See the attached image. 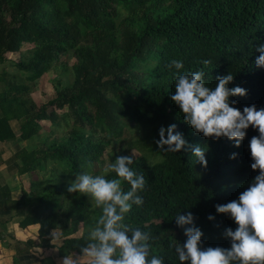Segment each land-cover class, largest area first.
<instances>
[{"label":"trees","instance_id":"16d2710c","mask_svg":"<svg viewBox=\"0 0 264 264\" xmlns=\"http://www.w3.org/2000/svg\"><path fill=\"white\" fill-rule=\"evenodd\" d=\"M259 45L264 0H0V141L16 138L9 123L16 119L19 138L32 142L11 157L18 173L29 176L14 204L20 228L37 226L39 242L28 246L44 247L56 236L60 244L47 246L58 257L81 254L101 210L91 197L67 188L76 174L103 164L128 128L140 125L148 132L127 146L148 149L130 165L146 186L138 193L143 204L132 206L125 223L151 232L152 253L164 264H181L174 245L187 237L177 214H193L202 247H230L224 231L237 225L215 206L238 199L258 174L250 167L248 144L259 133L250 126L239 147L226 137L206 138L184 121L171 95L178 72L202 70L209 87L231 73L228 86L247 90L244 97H230L238 102L233 106L264 108V67L255 63ZM172 60L182 61L183 69L169 67ZM56 69L71 71V83L36 104L29 96L35 83ZM173 123L188 142L176 153L155 143L159 128ZM197 145L205 149L207 167L191 152ZM127 146L118 156L132 155ZM232 153L236 158L230 159ZM50 163L58 168L46 174ZM122 189L130 185L122 181Z\"/></svg>","mask_w":264,"mask_h":264},{"label":"clouds","instance_id":"9594fccd","mask_svg":"<svg viewBox=\"0 0 264 264\" xmlns=\"http://www.w3.org/2000/svg\"><path fill=\"white\" fill-rule=\"evenodd\" d=\"M256 50L260 52L256 66L264 67V45H259ZM202 63L207 66L211 61L203 60ZM169 67L180 70L184 65L182 61L172 60ZM233 79L231 73L217 76L215 86L209 87L202 70L176 75L171 100L179 106L184 121L195 132L212 139L226 137L234 142L235 147L240 146L250 126L259 133L252 136L248 144L253 161L250 167L253 171L258 170V174L238 199L215 206L217 213L230 215L237 225L235 230L226 228L224 231L230 247H202L203 232L194 225L193 214H177L175 222L184 229L187 237L182 245H174L181 264H264V108L257 109L252 104L244 106L241 111L234 107L238 102L230 97H244L247 90L240 86L229 87ZM155 143L158 149L166 152L176 153L188 147L174 123L159 128V139ZM191 152L203 167H207L204 148L191 146ZM236 156L237 153H232L230 159ZM134 157V153L117 156L101 174L88 171L76 174L67 188L69 193L91 197L94 207L101 210L88 231L86 246L81 248L86 264H164L162 255L152 253L150 241L154 238L151 232L125 223L132 206L143 204L138 193L146 186L144 175L130 167ZM110 172L115 173L116 178H108ZM122 181L130 185L129 190L122 189ZM208 219L214 217L210 215ZM80 256L75 259L64 257L63 264H80Z\"/></svg>","mask_w":264,"mask_h":264},{"label":"crops","instance_id":"0c3cea01","mask_svg":"<svg viewBox=\"0 0 264 264\" xmlns=\"http://www.w3.org/2000/svg\"><path fill=\"white\" fill-rule=\"evenodd\" d=\"M9 123L16 138L0 141V264H48L46 258L58 264V260L50 255L39 257L35 252L40 247L29 246V249H24L28 241L38 242L37 226L25 229L19 227L21 217L14 204L20 199L22 189L28 188L29 182L24 180L27 174H20L13 167L11 157L20 148L32 142L19 138V122L16 119L10 120ZM53 249L58 257L57 249Z\"/></svg>","mask_w":264,"mask_h":264},{"label":"rangeland","instance_id":"374dc122","mask_svg":"<svg viewBox=\"0 0 264 264\" xmlns=\"http://www.w3.org/2000/svg\"><path fill=\"white\" fill-rule=\"evenodd\" d=\"M17 56L13 55L11 56V59H15ZM72 73L71 71H63L62 69H56V70H51L46 72V74H44L39 80H37V82L35 83V86L33 88V91L30 93V99H32L36 104H42L46 101H48V99L52 98L53 95H55L56 90H59L63 87L68 86L71 81H72ZM65 110L62 111H57V114H61L64 113ZM46 124V123H45ZM62 128L64 126V123H61ZM57 131L56 128L52 129V134H55ZM148 132V127H142L140 125H132V127L128 128L125 133L124 136L121 139L116 140L112 146L110 147V149L107 151V153L105 154V162L103 164L100 163V166H96L93 168V172L90 170L91 173L96 172L97 170H101L100 172L102 173L103 169L107 167V165L109 163H113L115 158L121 153L122 150L126 149V146L129 145V139H133L132 141H137V140H141L142 138H144L145 133L144 132ZM37 140L33 139V143H36ZM128 147V152L129 153H134L135 156H138L142 153H147L148 149L146 147V145L144 144H139V143H134V145H131L130 147ZM53 166V167H52ZM58 168L57 165L55 164H49L48 165V171L46 172L49 173L50 168ZM100 173V174H101ZM40 176L41 173H39ZM38 174V176H39ZM24 180L27 182H29V177L25 176ZM81 230H79L76 234H74L73 236H78L80 235ZM46 240V239H45ZM39 242V240H38ZM60 244V239L58 237H49L47 238L46 241L43 242V246L38 249L37 252H35L39 257L46 255H50L52 257H55V260H58V264H63V259L64 257L58 258L56 256V250L53 248H50L47 245H51L53 246H58ZM26 247L24 249H29L30 247L28 246V244L26 243L25 245ZM81 255V254H80ZM77 254L71 253L69 254L67 257H73L74 259L77 258L78 256ZM80 264H86V258L83 257L82 255L80 256Z\"/></svg>","mask_w":264,"mask_h":264}]
</instances>
